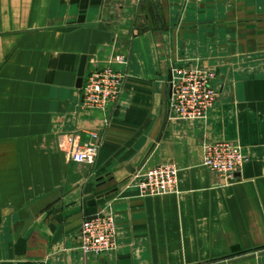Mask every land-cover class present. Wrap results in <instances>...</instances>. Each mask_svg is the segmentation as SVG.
Instances as JSON below:
<instances>
[{
	"label": "crops",
	"instance_id": "obj_1",
	"mask_svg": "<svg viewBox=\"0 0 264 264\" xmlns=\"http://www.w3.org/2000/svg\"><path fill=\"white\" fill-rule=\"evenodd\" d=\"M119 54V100L82 109L78 81ZM261 57L264 0H0V264H264ZM182 65L216 72L204 121L170 111ZM94 134L95 162L71 161ZM218 141L247 156L233 178L203 165ZM161 164L178 191L142 196ZM102 212L118 246L83 254L80 226Z\"/></svg>",
	"mask_w": 264,
	"mask_h": 264
},
{
	"label": "built area",
	"instance_id": "obj_2",
	"mask_svg": "<svg viewBox=\"0 0 264 264\" xmlns=\"http://www.w3.org/2000/svg\"><path fill=\"white\" fill-rule=\"evenodd\" d=\"M128 60L116 55L110 63L91 71L79 89L80 106L84 110H106L116 103L123 91ZM216 72L200 65H182L172 69L170 111L182 121H204L216 106L220 92L215 85ZM99 149L94 134L86 142L68 151L71 161L93 164ZM242 148L230 141L206 143L203 165L223 178H233L247 162ZM179 168L175 164H161L149 169L140 179L142 196L176 193ZM80 251L86 255H100L118 246V223L110 213H98L85 219L80 226Z\"/></svg>",
	"mask_w": 264,
	"mask_h": 264
},
{
	"label": "water",
	"instance_id": "obj_3",
	"mask_svg": "<svg viewBox=\"0 0 264 264\" xmlns=\"http://www.w3.org/2000/svg\"><path fill=\"white\" fill-rule=\"evenodd\" d=\"M81 85H82V79H80V80L78 81V87H79V88L81 87ZM129 171H130L131 174H134V173L136 172V169L133 168V167H130V168H129ZM94 204H95V200H92L91 203H89V205H94Z\"/></svg>",
	"mask_w": 264,
	"mask_h": 264
},
{
	"label": "rangeland",
	"instance_id": "obj_4",
	"mask_svg": "<svg viewBox=\"0 0 264 264\" xmlns=\"http://www.w3.org/2000/svg\"><path fill=\"white\" fill-rule=\"evenodd\" d=\"M260 61H262V63H264V57H261ZM264 251V249H262Z\"/></svg>",
	"mask_w": 264,
	"mask_h": 264
}]
</instances>
